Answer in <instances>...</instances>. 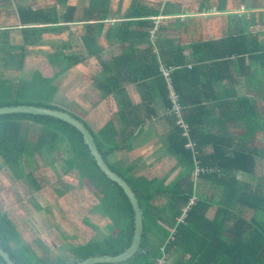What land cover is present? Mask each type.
Instances as JSON below:
<instances>
[{"label": "trees", "instance_id": "1", "mask_svg": "<svg viewBox=\"0 0 264 264\" xmlns=\"http://www.w3.org/2000/svg\"><path fill=\"white\" fill-rule=\"evenodd\" d=\"M70 1L72 0L50 2L58 5L68 4ZM7 2L12 1L7 0ZM79 2L87 5L82 16L84 21L89 23L82 43L86 50H90L96 42V33H103L106 38L116 39L124 49L125 45H134L136 42L133 41H137L139 36L151 38V30L156 29L153 18L159 14V11L145 0H131L132 5L128 12L122 9L124 0H79ZM56 5L50 7L39 5L37 8H31L23 7L20 3V7L12 15H15L20 23L16 26H24L22 29L25 41L20 46L13 45L15 53H12L13 57L7 59L10 64L23 67L27 46L41 43L44 34H59L63 29L57 25L61 22V16ZM77 12L75 5H68L62 16L63 22L75 21ZM129 19H138L140 22L123 21ZM112 20L116 21L114 26L110 22L106 24ZM144 28H146L145 33L142 32ZM160 30L158 28L157 38ZM206 43L207 45L225 43L230 53H236L243 59L248 56L251 59L254 57L264 63V44L258 40L256 34L243 32L220 41ZM166 44L165 41L158 42L162 68H170L175 64L165 59ZM125 50L128 51L130 48ZM56 56L50 59L51 64L56 67L54 76L43 77L39 70H34L32 77L20 80L17 90L10 78L0 75V107L23 105L65 110L52 104V95L57 90L53 81L55 77L72 67L74 58H64L63 54L60 58ZM96 57L98 60V53ZM122 58L123 55L115 58L113 67L116 70L115 73L109 74V79L106 77L108 67L103 61L105 76L100 78L102 80L100 85L104 88L111 86L116 90L123 86L126 78L121 71ZM125 58H128L127 54ZM157 59L155 55L147 59L151 71L146 73V79L160 76L166 85L167 81L164 75L162 76V70L159 71L158 66L152 67ZM125 60L128 62V59ZM217 62L214 63L215 66H219ZM178 74L179 70L172 74V81L180 98L182 118L190 131L189 137L181 136L183 128L177 123L176 114L170 111L172 103L169 99V90L165 89L164 95L168 102L165 114L172 118L176 130L170 137L169 150L182 162V171L167 185L165 180H161L156 174L147 173L138 176L132 166H126L124 162L117 160L119 152L125 148V130L116 124V118L122 115L95 132L90 129L82 116L69 111L81 120L91 133L103 159L131 185L143 211L144 229L138 254L120 263L92 264H264V175L255 186L237 177L239 173L256 174L258 161L264 156L263 152L251 144L243 143V146L235 144L232 138L223 137L219 133L210 135L205 133L199 119L202 113L206 111L210 113V109H204L197 104L192 107V104L187 103L184 91L177 82L180 77ZM43 94H47L48 97L43 98ZM199 101L202 102V99ZM235 107L227 108L232 113L234 110L238 111L248 131L245 136H251L256 131L254 129L260 126L259 109L254 108L247 97L240 99ZM24 122L39 127L40 135L36 138V144L31 137L23 134ZM190 142L193 143V148L187 146ZM206 145H213V152L207 153L204 150ZM65 146L69 149L67 158L61 155ZM46 151L55 158L56 156L63 158L61 161H63L64 173L77 174L83 188L97 198L94 209L99 210V213L103 212V215L111 219L113 224L111 234L102 240H91L85 244L71 246L61 240L60 248L71 247L70 258L67 257L68 255L60 254L40 262L22 241L20 229L13 217L0 210V244L10 252L16 264H77L90 256H118L129 250L136 235V210L123 186L100 169L84 142L82 132L68 122L48 115L13 113L0 116V158L3 160L2 165L6 170L14 173L15 177L22 176L20 168L24 161L33 160ZM197 165L205 169L199 178L213 184L209 195L205 196L197 190L198 179L195 175ZM66 187L67 194L71 195L73 185ZM193 197H196L195 204L185 211ZM61 236L63 239L66 235ZM69 237L74 238L71 235ZM0 264H9L1 254Z\"/></svg>", "mask_w": 264, "mask_h": 264}, {"label": "crops", "instance_id": "2", "mask_svg": "<svg viewBox=\"0 0 264 264\" xmlns=\"http://www.w3.org/2000/svg\"><path fill=\"white\" fill-rule=\"evenodd\" d=\"M50 1L39 5H43V7L44 5H48V7L56 5ZM145 2L159 11V14L153 18L156 29L151 30V38L146 39L144 36H139L137 41H133L136 42L134 45H125L124 49L116 39H109L103 33H96V42L93 43L90 50H86L82 43L83 35L87 32L88 21H84L83 15L78 12L75 15V21L63 22L62 16L68 5H75L81 12L87 5L73 1L68 4L56 5L61 16V22L57 25L63 29L59 31V34H44L41 43L27 46L26 55V59L35 56L47 60L46 66L51 69L50 73L44 72L42 68H34V70H39L43 77H52L56 72V67L50 62L53 56L57 55L56 57L60 58V55L63 54L64 58H74L72 67L54 78L53 84L57 86V90L52 95V104L67 110V112L72 111L78 114L77 109L70 110L69 106L72 109L77 107L84 109V104L88 101L87 104H89L91 112L84 110V116L78 115L82 116L90 129L95 132L115 120L114 118L117 116L122 115V117L116 118V124L125 130V148L119 152L117 160H121L126 166H132L134 173L138 176L147 173L156 174L161 180H165V185L171 183L182 171V162L169 150L170 137L176 130L172 118L165 114L168 102L164 91L168 89V86L160 76L148 79L145 76L147 72L151 71L147 59L154 55L158 59L152 67L158 66L159 71L162 70L163 63L158 42L165 41L167 42L164 52L165 59L175 63L170 66L171 74L179 70L180 77L177 82L184 91L187 103L192 104V107L197 104L204 109H210V113L205 110L206 112L202 113L199 119L204 132L209 135L212 133L222 134L223 137L232 138L235 144H251L262 151L264 155V110L262 109L264 108V63L262 64L254 57L251 59L248 56L243 59L236 53H230V50L226 49L225 43L212 45L206 43L207 41H220L232 35L246 32L256 34L258 40L264 44V0H145ZM131 5V0H124L122 9L128 12ZM13 19H15V23L17 21L15 26L20 24L17 17ZM123 21L127 23L140 22L138 19ZM109 22L114 26L116 21H108L106 24ZM157 27L161 29L158 38ZM142 32L145 33L146 28ZM49 35H53V39ZM24 41L25 36L22 28H14V30L10 28L7 32L0 30L2 67L4 65L5 69L9 68L10 62L7 59H10L12 55L13 45L20 46L24 44ZM126 48H130V50L126 51ZM126 54L128 58H125ZM120 55H123L121 71L126 78L123 81V86L116 90L111 86L104 88L100 85V81H102L100 78L105 76L103 61L107 64L106 77L109 79V74L115 73L116 70L113 67L115 58ZM125 59H128V62ZM215 62L219 66H215ZM87 71L91 73L89 76H85ZM0 72L3 73L4 70H0ZM128 75L131 76L127 78ZM19 77L18 75L14 79L10 78L15 84V90L20 82ZM81 81L87 83V89L78 93ZM58 96H65L67 101L69 97L70 104L58 102ZM245 97L250 99L254 108L259 109L260 126L254 129L256 131L251 136H245L248 131L245 122L238 115V111L234 110L232 113L227 108L231 106L236 108L240 99ZM199 99H202V102ZM230 115L235 116L230 117ZM181 136L187 138L183 132ZM204 150L207 153L213 152V145H206ZM262 175H264V156L258 161L256 174L239 173L237 177L255 186ZM197 179L198 192L205 196L209 195L213 184L206 179L199 177ZM77 182L79 183V180ZM84 189L90 194L86 188ZM75 199L76 197H71L70 200ZM67 200L66 197L62 202L67 203ZM76 203L78 202L76 201ZM94 210L90 212H93L95 216L100 215L99 220L97 217H93L89 219L90 222L86 223L87 226H84L85 223H76L55 233L65 234L68 238L63 236L62 239L61 236V240L68 246L105 239L107 235L111 234L113 224L108 216L103 215V212L98 214L99 210ZM66 223L71 222L67 219ZM21 226L28 236L25 244L30 249V253L37 258L36 260L42 262L60 254L68 255L69 258L72 255L70 254L71 247L60 248L58 246L57 249H51L46 245L43 248L36 247L34 242L39 240V233H42L37 228L38 224L35 225V229L29 227L28 232L25 230V227L27 228L25 224ZM19 232L22 237L21 229ZM70 235L74 238L69 237ZM51 243L54 244V242Z\"/></svg>", "mask_w": 264, "mask_h": 264}, {"label": "rangeland", "instance_id": "3", "mask_svg": "<svg viewBox=\"0 0 264 264\" xmlns=\"http://www.w3.org/2000/svg\"><path fill=\"white\" fill-rule=\"evenodd\" d=\"M11 1L12 2L10 3L7 2V0H0V24H5L3 26L0 25V30L6 32L7 30H10V28H13V30L14 28H23L21 26H12L17 23V21L15 23V19H13L15 18V15L12 14H14L16 9L20 7V3L23 7L36 8L37 5L42 4L43 2L46 3L49 0ZM72 1L75 3L79 2V0ZM78 13L81 15L84 14V12L81 11H78ZM49 36L53 39V35ZM11 53H15L14 50ZM11 57L13 56L11 55L10 58ZM31 58L25 59L26 63L23 67L11 63L9 64V68L6 69L4 68V65L2 67V60V63L0 62V70H4L5 72H0V75L13 79L19 75L20 80L21 78L29 79L32 77L31 75L34 68L36 69L37 67L42 68L46 73H50L51 69L46 66L48 62L45 58H36L35 56H31ZM90 74L91 73L87 71L85 76H89ZM86 86L87 83L81 81V86L77 92L79 93L81 90L84 91ZM47 97V94H43V98ZM58 99V102H65L68 105L70 104L69 97L68 101L65 96H58ZM87 103L89 102L86 101L83 107L84 109L80 107L72 109L70 106L69 109H77L76 112L84 116V110L91 112L89 104ZM23 124L25 128L23 134L29 138L31 137L32 141H35L36 144V138L40 135L39 127L29 122H24ZM57 154L60 155V153ZM61 155L64 156V158L68 157V147L65 146L64 149H62ZM57 157L59 156H56L55 158L54 155L49 154L46 151L44 154L33 158V160L30 159L29 161H24L20 168L22 174L21 177H15L14 173L6 170V167L2 165L3 160L0 158V210L13 217L14 222L23 232L22 240L24 242L28 240V236L26 232L22 230L23 227L21 225L25 224L27 226V228L25 227V230L28 232L30 228L35 229V225L38 224L37 228L41 230L42 233H39V240H35L34 242L36 247L41 246L43 248V246L46 245L51 249H57L62 241H60L61 234L55 233L56 231L60 229L63 230V228L67 229L68 226H73L76 223H85L84 226H87L86 223L90 222L89 219H92L93 217H97L98 220L100 219V215L95 216L93 212H90L91 210H94L97 205V198L88 194L80 183L77 182V174L64 173V168L62 167L63 161H61L63 158L60 159ZM72 185L73 189L71 196L69 197L66 186ZM66 197L68 198L67 203H63L62 200ZM71 197H76V199L70 200ZM76 201L78 203H76ZM66 218L69 219L71 223H66ZM49 228L52 229L49 230ZM51 242H54V244Z\"/></svg>", "mask_w": 264, "mask_h": 264}, {"label": "water", "instance_id": "4", "mask_svg": "<svg viewBox=\"0 0 264 264\" xmlns=\"http://www.w3.org/2000/svg\"><path fill=\"white\" fill-rule=\"evenodd\" d=\"M13 113H26V114H34V115H48L53 116L55 118L62 119L69 124L75 126L82 132L84 142L88 145L90 152L94 159L96 160L97 164L99 165L100 169H103L110 178L118 182L126 191V194L129 196L131 202L134 205L136 210V220H137V229L134 242L129 250L125 253L118 255V256H111V255H95L90 256L82 262L77 264H92L97 262H112V263H120L122 261L128 260L133 258L141 249V242L143 237V211L140 205V202L131 187V185L118 173H116L109 164L103 159L102 154L99 153L97 147L94 143L93 137L88 129L85 127L83 122L72 114L67 111L60 110V109H50L45 107H37V106H13V107H0V116L4 114H13ZM0 254L5 258L7 263L9 264H16L13 258L10 256V252L5 250L0 244Z\"/></svg>", "mask_w": 264, "mask_h": 264}, {"label": "built area", "instance_id": "5", "mask_svg": "<svg viewBox=\"0 0 264 264\" xmlns=\"http://www.w3.org/2000/svg\"><path fill=\"white\" fill-rule=\"evenodd\" d=\"M162 72L163 75L167 81L168 84V90H169V99L172 103V109L170 110L171 112H174L176 114L177 117V123L179 125H181V127L183 128L182 132L184 133V136L189 137V126L184 122L183 118H182V107L180 105V98L175 90V87L173 85V81H172V72H171V68H162ZM189 148H193V143L190 142L187 145ZM205 169L202 168L201 166L197 165L196 168V176L200 177L201 173L204 172ZM218 171V170H216ZM196 198L192 199L189 202L188 207L185 208V211H187L191 205L195 204ZM183 221V220H182ZM173 231V230H172ZM174 232V231H173ZM160 264V263H159Z\"/></svg>", "mask_w": 264, "mask_h": 264}, {"label": "bare ground", "instance_id": "6", "mask_svg": "<svg viewBox=\"0 0 264 264\" xmlns=\"http://www.w3.org/2000/svg\"><path fill=\"white\" fill-rule=\"evenodd\" d=\"M225 59V58H224Z\"/></svg>", "mask_w": 264, "mask_h": 264}]
</instances>
